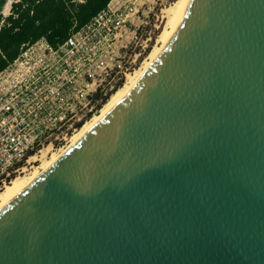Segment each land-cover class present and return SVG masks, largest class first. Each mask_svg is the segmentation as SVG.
Wrapping results in <instances>:
<instances>
[{"label": "water", "instance_id": "1", "mask_svg": "<svg viewBox=\"0 0 264 264\" xmlns=\"http://www.w3.org/2000/svg\"><path fill=\"white\" fill-rule=\"evenodd\" d=\"M0 264H264V0H186L130 91L0 207Z\"/></svg>", "mask_w": 264, "mask_h": 264}, {"label": "built area", "instance_id": "2", "mask_svg": "<svg viewBox=\"0 0 264 264\" xmlns=\"http://www.w3.org/2000/svg\"><path fill=\"white\" fill-rule=\"evenodd\" d=\"M134 14L107 7L57 47L44 39L21 45L0 71V191L34 166L37 153L66 146L134 70L146 48L136 44L137 30L122 41L124 18ZM130 44L140 48L133 58Z\"/></svg>", "mask_w": 264, "mask_h": 264}, {"label": "trees", "instance_id": "3", "mask_svg": "<svg viewBox=\"0 0 264 264\" xmlns=\"http://www.w3.org/2000/svg\"><path fill=\"white\" fill-rule=\"evenodd\" d=\"M111 1L21 0L16 19L9 27L0 29V71L17 57L21 45L44 39L57 47L105 11ZM107 95L98 107L106 102Z\"/></svg>", "mask_w": 264, "mask_h": 264}, {"label": "rangeland", "instance_id": "4", "mask_svg": "<svg viewBox=\"0 0 264 264\" xmlns=\"http://www.w3.org/2000/svg\"><path fill=\"white\" fill-rule=\"evenodd\" d=\"M15 1L16 0H5L3 9H5L6 7L8 8L9 5ZM176 1L177 0H112L109 3L108 7L111 8V10L117 9L119 7H122V10H123L125 7L130 6L135 11L134 16L130 17L129 15H127V17L124 18L126 19L125 26L127 28L126 29L127 34L124 35V37L122 38L123 43L127 41V35L131 34L134 30H137L138 40L136 41V44H140L143 47L146 46L145 52L137 58V61H138L137 66L134 67V70H131L129 74L138 70V68H141L142 64L147 59L149 52L158 45V41L156 40L159 39L162 29L164 27H165L164 29H166L167 21H168L167 19L169 18V11L172 9ZM6 13H7V10L5 11V14H1L0 17L3 18L4 15H6ZM130 19H131V23L128 22ZM146 39L148 40L146 41ZM145 41H146V44L144 43ZM130 50L131 51L134 50L133 53H131V58H133L134 57L133 54L135 55L139 54L138 52L140 48L134 45L132 47L131 45L129 49V53H130ZM126 77L122 78L118 88H116L115 91H117L119 88H121L124 85L126 81ZM115 91H113L112 93H108L106 97L107 98L106 102ZM97 98H100V97L98 96ZM101 107L102 105H100L98 109H101ZM92 117L93 116H88L85 121H88ZM60 149L62 148L56 147L54 149H50V153H47L49 149H44L41 152L37 153V156H36L37 162L34 164V166L29 167L27 171L24 174H21L20 176L30 174L32 171H34L35 168L39 167L40 164H42L44 161H48L50 154L57 153Z\"/></svg>", "mask_w": 264, "mask_h": 264}, {"label": "bare ground", "instance_id": "5", "mask_svg": "<svg viewBox=\"0 0 264 264\" xmlns=\"http://www.w3.org/2000/svg\"><path fill=\"white\" fill-rule=\"evenodd\" d=\"M185 2L186 0H177L176 3H174V6L169 11V18L167 19L168 20L167 27L166 29H164L165 28L164 27L163 28L164 30L162 29L159 39L156 40L158 41V45L149 52L147 59L144 61V63L142 62L143 64L141 68H138V70L127 75L124 85L109 97L107 102L104 105H102L101 109L95 116H93L88 121H86L83 124V126L78 131H76V133L70 138L69 142L65 147L60 149L57 153L50 154L49 160L44 161L42 164H40L39 167L35 168L34 171H32L30 174L19 176L13 179L8 185H6L0 191V207L6 204L7 202L11 201L12 199L18 197L23 191H25V189L37 177H39L69 147V145L73 141H75L82 133H84L87 129H89L99 119L101 115L109 111L117 102H119L128 93V91H130V89L133 87L137 79L147 69L154 56L157 54V52L160 50V48L163 46V44L166 42V40L169 38V36L177 27L178 20L185 5ZM47 153H50V149Z\"/></svg>", "mask_w": 264, "mask_h": 264}, {"label": "flooded vegetation", "instance_id": "6", "mask_svg": "<svg viewBox=\"0 0 264 264\" xmlns=\"http://www.w3.org/2000/svg\"><path fill=\"white\" fill-rule=\"evenodd\" d=\"M4 2L5 0H0V15L5 14L6 10L7 13L0 20V29L2 27H9L12 21L16 19L17 15L15 14V11L18 9L17 5L21 3V0H16L15 2L11 3L8 8L6 7L5 9H3Z\"/></svg>", "mask_w": 264, "mask_h": 264}]
</instances>
